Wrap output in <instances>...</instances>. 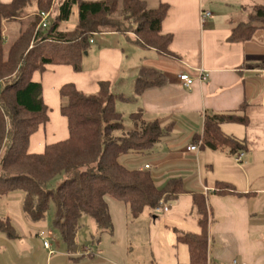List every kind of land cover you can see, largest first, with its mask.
I'll use <instances>...</instances> for the list:
<instances>
[{"label": "trees", "instance_id": "16d2710c", "mask_svg": "<svg viewBox=\"0 0 264 264\" xmlns=\"http://www.w3.org/2000/svg\"><path fill=\"white\" fill-rule=\"evenodd\" d=\"M169 8L165 2L151 6L146 0L0 1L1 21L29 20L7 48L0 32V196L22 190L21 209L32 222L45 219L49 202L53 201V225L69 252L76 248L79 220L83 216L92 218L96 227L92 237L96 241L104 231H112L106 197L124 202L130 215L137 218L145 209L153 210L161 202L175 201L186 192L180 177L170 178L158 187L150 169L129 168L120 160L131 153H150L175 124L174 121L161 124L157 118L149 120L142 109H137L128 115L133 127L125 130L123 113L115 107V101L123 96L112 91L109 81H99L94 94L83 93L73 83H64L59 88L60 113L66 117L68 136L45 145L41 153H30L27 151L30 135L48 121L41 84L32 80V74L43 72L48 64L82 70L90 39L108 31L131 32L136 44L175 58L177 55L169 47L173 35L161 30ZM74 9L75 25L64 28ZM43 12H48L47 23L38 27ZM257 30L264 31V3L253 4L247 20L231 27L228 41H249ZM165 82L162 72L142 66L134 81V91L141 94L146 88ZM246 106L242 103L235 111L206 112L202 131L193 135V143L213 151L227 149L231 155L247 151L245 139H237L221 128L224 123L248 126ZM63 172L67 177L48 189L47 183ZM212 192L239 194L233 183L223 180L214 182ZM190 194L199 230L177 232L176 242L186 245L189 257L187 263L177 264H208L211 213L209 221L204 193ZM0 232L9 239L19 238L6 217H0Z\"/></svg>", "mask_w": 264, "mask_h": 264}, {"label": "crops", "instance_id": "0c3cea01", "mask_svg": "<svg viewBox=\"0 0 264 264\" xmlns=\"http://www.w3.org/2000/svg\"><path fill=\"white\" fill-rule=\"evenodd\" d=\"M146 1L151 6L158 2L169 4L161 30L172 33L169 47L177 57L162 56L153 48L136 44L131 32L108 31L92 37L82 59V70L75 71L65 64H48L43 72H33L32 80L42 87V98L48 107V121L40 124L30 135L28 152L41 153L45 145L67 138V120L60 113L59 88L62 84L73 83L83 93L94 94L99 89V81H109L112 91L123 96L115 101L118 111L125 114L142 109L144 117L149 120L157 118L161 124L169 121L175 124L171 133L158 141L150 153L127 154L122 163L129 168H145L148 164L158 187H162L170 178H182L186 192L179 198L189 195L191 199V191L206 195L211 213L208 264H230L232 260L239 264H264V159L254 153L261 146H255L253 141L247 142L248 157L242 165L234 163L232 157L235 158V155L229 154L227 149L211 150L223 154L228 164L241 173L229 174L224 171L217 174L218 179L214 182L220 179L229 181L239 194H214V182L207 183L209 188H205L200 173L196 180V175L188 180L185 178L196 171V164L199 171L202 166L204 151H189L186 147L193 143V135L202 131L206 112L235 111L246 103L245 111L250 118L248 126L234 123L221 125L224 132L228 131L225 133L235 137L244 135L245 140L251 135L249 128L252 124L264 122V31L257 30L253 38L246 42L228 41L231 27L238 21H246L252 5L264 1L231 0L235 3L234 7L230 0ZM202 9L210 11V15L204 19L200 14ZM73 14L74 19L63 25L64 28L75 25L76 9ZM22 21L0 20V32L5 39L11 24L17 27L18 33ZM142 66L162 72L166 77L165 84L146 88L141 94H136L134 81ZM200 69L207 73L204 80L198 78ZM180 73L194 78L190 87L180 83ZM258 137L255 133L252 138ZM242 161L243 155L242 160L237 162ZM253 165L257 169L252 179L247 168ZM7 196H0V217L12 222L19 238L9 239L0 232V264H72L71 254L65 253L60 245L56 253L50 249V245L48 248L44 246L43 225L17 226L12 214L16 211L13 210L16 205ZM179 198L173 202H178ZM169 210L170 206L165 212ZM48 234L54 236V231L49 229ZM79 257L84 260V256ZM188 259L187 250L183 258L169 259L167 264L187 263Z\"/></svg>", "mask_w": 264, "mask_h": 264}, {"label": "rangeland", "instance_id": "374dc122", "mask_svg": "<svg viewBox=\"0 0 264 264\" xmlns=\"http://www.w3.org/2000/svg\"><path fill=\"white\" fill-rule=\"evenodd\" d=\"M0 1L9 2L10 0ZM215 1L228 2L229 0ZM229 3L232 7L235 6V3L231 2V0ZM32 7L33 5L29 8L31 9ZM232 12H234V9ZM74 16L75 15L72 14L71 20L74 19ZM28 23L29 20L27 19L22 21L21 28H26ZM17 34V27L11 24L10 29L6 33V39H4L6 48L13 42ZM59 101L61 103L60 97ZM128 115V112L123 114V125L125 130L133 127L132 121L129 119ZM249 130L251 135H248L245 141H253L255 146L256 144L260 145L261 149L256 150L257 152L254 153L264 159V122H255ZM255 133L259 135L258 139H253ZM235 138L244 139V135L240 134ZM197 147L198 150L204 151L205 156L201 158L202 166L199 171L196 164V171L191 175H186V180L190 179L193 175H196V177H194L196 180L200 173L202 184L205 188H209L206 184L214 182L215 179H218L216 177L217 174L224 171H228L229 174L238 172V174L241 175L236 167L228 164L223 154L213 152L208 148H201L198 145ZM124 156L125 155L121 156V162H123ZM246 157H248V153L245 151L243 152L242 162H237L234 157H232V159L235 164L242 165ZM256 169V165L247 168L252 179L254 178L252 174ZM66 177L67 174L64 172L58 174L47 183V188H55ZM6 195H8V199L16 205V209H13L16 211H13L12 214L13 220L18 227L23 224L25 226L27 224L34 226L39 224L43 225L44 229L42 236L50 243V249L56 253L58 252L57 247L59 248L58 245H60L65 253L69 252L66 244L60 238L58 230L53 225L55 212V204L53 201L49 202V208L45 219L33 223L26 220L21 209L23 191L16 189ZM106 200L112 217V231H104L100 236V240L96 241L92 237V235L96 233V227L92 218L83 216L79 220L80 228L76 236V248L69 252L71 254L72 264H167L169 259L183 258V256L187 254L186 245L176 242L175 238L177 232H184L183 229H185V232H197L199 230L197 223L198 215L196 209L192 206L189 195L187 197H180L178 202L171 201L167 203V205L170 206L168 212H157L154 209H145L137 218H133L130 215L128 206L124 202L110 197H106ZM208 220L210 221V211H208ZM49 229L54 231V236L48 234ZM32 233V237L35 238V232L32 231ZM85 247L90 248L92 254L84 256V260H82L83 258L81 259V257L77 258L78 256H82Z\"/></svg>", "mask_w": 264, "mask_h": 264}, {"label": "built area", "instance_id": "2783aa9c", "mask_svg": "<svg viewBox=\"0 0 264 264\" xmlns=\"http://www.w3.org/2000/svg\"><path fill=\"white\" fill-rule=\"evenodd\" d=\"M201 18L204 19L205 17H208L210 15V11L202 9L201 12ZM47 17H48V12H43L41 13V20L38 24L39 26L45 27L46 23H47ZM90 42H92V39H90ZM207 76V73L205 70L200 69L199 70V74H198V78L201 80H204ZM178 80L180 81V83L186 87H190L191 84L193 83L194 78L189 76L187 73H180L178 74ZM197 143H191L189 145H187V150H191V151H196L198 149L197 147ZM242 155L243 153H238L235 155V159L237 161H241L242 160ZM145 168L149 169L150 166L148 164L145 165ZM169 209V206L167 205V203H160L157 207L154 208L155 211L160 212V211H167ZM45 247H49L50 243L47 240H44L43 242ZM91 249L90 248H84V253L82 254V256H88L89 254H91ZM50 253H52V251H50ZM230 264H239L236 260H232L230 262Z\"/></svg>", "mask_w": 264, "mask_h": 264}]
</instances>
